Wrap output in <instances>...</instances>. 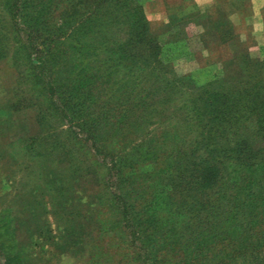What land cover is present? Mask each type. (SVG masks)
Listing matches in <instances>:
<instances>
[{
  "label": "rangeland",
  "instance_id": "374dc122",
  "mask_svg": "<svg viewBox=\"0 0 264 264\" xmlns=\"http://www.w3.org/2000/svg\"><path fill=\"white\" fill-rule=\"evenodd\" d=\"M131 2L141 7L144 30L158 49H150L140 38V43L121 50V54H137L139 63L108 62L112 66L108 69L110 65L99 58L112 56L110 45L117 47L127 39L125 24L107 26L98 23L96 15L78 38L80 45L72 38L66 42L70 67L58 66L53 73L62 83L68 76L72 83L81 80L80 102L94 104V111L98 101L109 107L108 119L90 120L85 134L92 140L86 141L76 129L71 133L59 114L51 110L27 65L30 58L24 35L12 28L9 0H0V264H142L129 245L113 204L115 189L108 184L109 164L93 143L106 152H133L131 160L136 161L145 151L142 140L164 138L168 144L181 146L180 141L187 137L176 112V93L165 108L166 117L158 124L124 113L122 108L133 103L128 94L132 92L139 100L141 91L147 89L144 76L150 68L143 65V58L158 54L154 74L167 70L169 78L179 79L186 91L224 76L226 71L235 73L234 59L245 54L264 60V0ZM88 66L96 70L94 86L89 81ZM46 134L54 139V150L38 145V137ZM170 147L159 144L155 160H139L134 174L126 172L122 183L138 208L146 209L157 221L166 217L163 202L181 205L174 191H169L168 197L164 192L160 196L156 187L164 175L161 160L166 159ZM34 148L43 155L35 156Z\"/></svg>",
  "mask_w": 264,
  "mask_h": 264
},
{
  "label": "trees",
  "instance_id": "16d2710c",
  "mask_svg": "<svg viewBox=\"0 0 264 264\" xmlns=\"http://www.w3.org/2000/svg\"><path fill=\"white\" fill-rule=\"evenodd\" d=\"M8 12L12 28L24 35L30 58L27 65L51 110L59 114L69 131L76 129L86 141L92 140L85 134L90 120L108 119L109 107L98 101V110L94 111V104L80 102L81 80L72 83L68 76L63 83L56 81V68L71 65L66 42L72 38L80 45L78 38L97 15L98 23L114 28L124 23L126 30L127 39L121 45H110L112 56L99 58L104 64H121L123 60L139 63L137 54H121V50L125 51V45L140 43V38L148 42L150 49H158L144 30L141 7L131 0H9ZM157 55L143 58V65L150 68L144 76L147 89L141 91L139 100L132 92L128 94L133 103H123L122 109L127 115H140L145 122L158 124L166 117L165 108L172 97L178 94L176 112L187 135L180 141L181 146L168 144L164 138L146 143L142 140L140 145L145 151L134 161L130 155L133 152H106L93 143L95 151L109 164L108 184L115 189L113 204L129 245L142 264H264V60H253L245 54L234 59L235 73L226 71L224 76L186 91L179 79L169 78L167 70L154 74ZM89 73L94 86L96 70L91 68ZM153 118L157 120L153 122ZM37 140L38 145H44L42 148H56L47 134ZM159 144L171 147L166 159L161 160L164 175L157 190L166 197L174 191L181 205L163 202L166 217L157 221L146 209L138 208L122 183L126 172L132 173L138 162L155 160ZM26 147L29 149V144ZM42 155L35 152V156Z\"/></svg>",
  "mask_w": 264,
  "mask_h": 264
}]
</instances>
